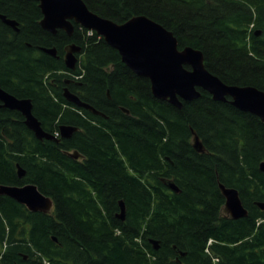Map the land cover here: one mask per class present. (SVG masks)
<instances>
[{
	"label": "trees",
	"instance_id": "obj_1",
	"mask_svg": "<svg viewBox=\"0 0 264 264\" xmlns=\"http://www.w3.org/2000/svg\"><path fill=\"white\" fill-rule=\"evenodd\" d=\"M84 2L119 24L146 16L173 32L181 50L202 51L225 84L264 92V0ZM37 5L0 0V15L21 29L12 41L0 20V80L32 101L45 132L78 131L39 140L20 112L0 109V186L35 185L54 204L34 213L0 195V264H264V122L200 89L182 109L156 99L149 79L95 32L75 23L73 36L43 30ZM36 41L58 57H39L27 47ZM73 44L82 48L75 71L63 60ZM66 88L102 116L69 103ZM220 184L239 192L247 217L225 215Z\"/></svg>",
	"mask_w": 264,
	"mask_h": 264
},
{
	"label": "water",
	"instance_id": "obj_2",
	"mask_svg": "<svg viewBox=\"0 0 264 264\" xmlns=\"http://www.w3.org/2000/svg\"><path fill=\"white\" fill-rule=\"evenodd\" d=\"M39 2L43 19L41 26L51 34L63 30L69 36L75 31V24L95 32L106 43L117 50L123 63L136 75L149 79L153 96L168 102L178 109H182L183 102H190L201 97L200 90L208 92L213 100L227 102L243 112L258 116L264 122V92L253 86L227 85L219 77L211 73L205 66V56L202 51L193 47L179 48V42L173 32L146 16H136L125 23L119 24L103 18L92 12L84 0H34ZM1 19L9 26L16 22ZM259 35V32L256 33ZM49 55H54V49H47ZM82 52L80 46L71 45L65 56L66 67L75 70L76 54ZM187 66L189 68H187ZM200 89V90H199ZM64 97L69 103L86 109L95 115H102L89 104L83 102L77 95L65 89ZM0 100L6 108L20 112L25 118V125L39 140L59 139L45 132L40 121L33 113V103L29 99H18L7 94L0 88ZM127 112V110L124 109ZM78 129L75 127H61L62 138H70ZM193 147L197 152H204L199 136L193 132ZM73 159L81 155L78 152L68 153ZM264 172V161L261 163ZM20 178L25 171L19 166ZM164 184L173 192L179 193L178 187L172 180L163 179ZM225 198L224 211L234 220L248 216L243 206L239 192L225 185H219ZM0 195L9 197L30 212L49 214L53 210V201L44 196L35 185L0 186ZM264 209V204H259ZM120 212L117 215L122 221L126 218V207L123 201L119 202ZM158 250V242L152 241Z\"/></svg>",
	"mask_w": 264,
	"mask_h": 264
},
{
	"label": "flooded vegetation",
	"instance_id": "obj_3",
	"mask_svg": "<svg viewBox=\"0 0 264 264\" xmlns=\"http://www.w3.org/2000/svg\"><path fill=\"white\" fill-rule=\"evenodd\" d=\"M32 1H34V0H32ZM35 2H37V1H35ZM38 4H39V2H38ZM38 6V8H39V10L41 11V9H40V7H39V5H37ZM41 14H42V11H41ZM0 16H5V15H0ZM8 20H11V21H14V22H16V25L15 26H9V25H7L2 19H1V17H0V20H1V22L4 24V25H6V26H8L11 30H12V32H13V34L14 35H9V38L12 40V41H17L19 38L17 37V35L21 32V29H20V24H19V22H17L16 20H14V19H11V18H8L7 16H5ZM42 19H43V15H42V18L40 19V21H39V23H41V21H42ZM40 26H41V24H40ZM41 28H42V26H41ZM43 29V28H42ZM43 30H45V29H43ZM46 31V30H45ZM59 31V30H58ZM58 31H57V33H58ZM63 31V30H62ZM48 32V31H47ZM74 34V33H73ZM53 35H56V34H53ZM73 36V35H72ZM42 41H40V42H38V41H36L35 42V46H33L32 44H27V47H29L30 49H33L34 47H35V51H34V53L35 54H37L39 57H44V55H42V54H47V55H49L47 52H46V50H47V48L46 47H43L41 44H39V43H41ZM75 45V44H74ZM71 45H66V46H64V57H63V60H64V62H65V56H66V54L68 53V49H69V47H70ZM77 46V45H76ZM49 49H54L55 50V54L54 55H50V56H52V57H58L57 55H58V50L56 49V48H49ZM82 53V52H81ZM81 53H79V54H76V57H77V59H78V61H79V57H80V55H81ZM111 68L113 69L114 67L113 66H111ZM187 68H189L188 66H187ZM75 79H76V77H75ZM0 88L4 91V92H6L7 94H10V95H12V96H14V97H16V98H18V99H27L26 97H22V96H19V97H21V98H19V97H17L14 93H12L11 91H10V89L8 88V83H6L5 81H1L0 80ZM109 97V96H108ZM30 100V99H29ZM230 100V102H231V98H229L228 97V101ZM215 101V100H214ZM227 101V102H228ZM0 109L1 110H11V109H9V108H6L5 106H4V103L0 100ZM123 111H124V108H121ZM238 109V108H237ZM126 110V109H125ZM239 110V109H238ZM11 111H15V110H11ZM241 111V110H240ZM243 112V111H242ZM125 113H129L128 111L126 112L125 111ZM246 113H249V112H246ZM250 114H252V113H250ZM252 115H254V114H252ZM99 116H102V115H99ZM254 116H256V115H254ZM24 117V116H23ZM256 117H258V116H256ZM259 118V117H258ZM107 119H109V117H107ZM260 119V118H259ZM261 120V119H260ZM262 121V120H261ZM263 122V121H262ZM59 135L61 136V132L59 133ZM59 136V137H60ZM62 137V136H61ZM66 139V138H65ZM28 185V184H27ZM27 260V259H26Z\"/></svg>",
	"mask_w": 264,
	"mask_h": 264
},
{
	"label": "rangeland",
	"instance_id": "obj_4",
	"mask_svg": "<svg viewBox=\"0 0 264 264\" xmlns=\"http://www.w3.org/2000/svg\"><path fill=\"white\" fill-rule=\"evenodd\" d=\"M225 215H228L225 211H224Z\"/></svg>",
	"mask_w": 264,
	"mask_h": 264
}]
</instances>
